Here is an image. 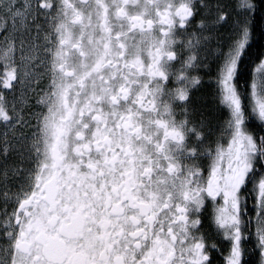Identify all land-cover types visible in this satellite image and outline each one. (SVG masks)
<instances>
[{"label":"snow or ice","instance_id":"snow-or-ice-1","mask_svg":"<svg viewBox=\"0 0 264 264\" xmlns=\"http://www.w3.org/2000/svg\"><path fill=\"white\" fill-rule=\"evenodd\" d=\"M258 10L257 0H0V264H208L191 233L205 196L221 200L226 264H244L246 221L264 264V178L254 216L244 190L264 138L245 131L235 83ZM226 24L238 35L211 50L231 116L205 174L186 146L201 139L187 102L202 77L191 71ZM252 96L264 121L255 82Z\"/></svg>","mask_w":264,"mask_h":264},{"label":"flooded vegetation","instance_id":"flooded-vegetation-1","mask_svg":"<svg viewBox=\"0 0 264 264\" xmlns=\"http://www.w3.org/2000/svg\"><path fill=\"white\" fill-rule=\"evenodd\" d=\"M257 4L258 6L264 5V0H257ZM261 12H264V10H258L255 14L254 37L256 36L255 33L257 34L260 32L261 27L263 29L262 34L264 36V17L261 15ZM199 19L200 15L197 13L192 23L195 24V22ZM191 30V28L188 29V31ZM222 31L223 26L217 33V39L220 40V42L221 37H223V34H220ZM255 38V40L253 39V43L254 45H257L260 36ZM222 44L223 43H215L213 48L219 47L223 51ZM206 47L212 48L209 45L200 49L201 59L198 61V67L191 71L192 75L202 77L201 84L197 88L190 91L189 100L187 102V108L191 114V119L195 122V125L201 132V139L197 141L195 134L193 133L186 141L188 149L194 148L196 150L197 155L192 159L194 162L199 164L205 174L209 171L212 159L210 153H214L217 139L221 136L222 132L225 131V128L223 129V103H219L217 101L214 103L212 100V96L215 95V91L219 88V85L217 83V64L213 61V58L210 57L219 56L214 55V53L205 54L203 49ZM254 52L251 69L253 77L247 86V93L242 90L240 94L242 95L243 109L246 117L244 123L245 131L249 135L253 136L257 141H260L264 138V121H261L254 112L255 104L252 96V84L254 82L257 83V96L260 97V81L263 79L264 71H258V66L260 65L262 55H264V37L263 43L260 46H257ZM206 57H209V59L205 60ZM183 58L184 54L182 52L179 53L178 59L175 61V67L179 68L181 66ZM169 86H171V81H169ZM207 98H209V101H207ZM210 100H212V102ZM261 178H264V164L258 163L253 172L250 173V180L244 189L247 193L246 212L248 216H254L256 212V209L253 207L255 198L254 189L256 183ZM220 203V199L213 201L205 196L203 208L195 214L198 216L201 223L198 228L191 230L193 239H200L206 245L205 252L211 257L208 264H226V256L228 255L231 247L230 240L225 238L224 230L219 229L213 221L214 208ZM190 215L193 214L190 213ZM244 228L246 234V240L244 242L246 248L244 264H259L260 254L256 246L255 236L254 233L248 230L249 225L247 224V221L244 224ZM213 244L216 245L215 248L212 247Z\"/></svg>","mask_w":264,"mask_h":264},{"label":"rangeland","instance_id":"rangeland-1","mask_svg":"<svg viewBox=\"0 0 264 264\" xmlns=\"http://www.w3.org/2000/svg\"><path fill=\"white\" fill-rule=\"evenodd\" d=\"M241 15H243V14L242 13L236 14V18L239 19L241 17ZM220 34H223V37H221V42L219 40V43H223L222 44L223 45V51H226L230 42L236 37V35H238V29H236L232 24H226L223 26V31ZM215 43H216V41L213 40L210 44V47L213 48ZM212 48L206 47L205 49H203V51L205 54L206 53H213L212 51H209ZM223 51L221 52V55L223 54ZM210 58H213V61L216 62V64H218L220 62V57H210ZM208 59H209V57L205 58V60H208ZM211 95H210V97H211ZM259 95L261 98H264V75H263L262 81H260ZM220 96H221L220 88H218L215 91V95L212 96L213 102L215 103L217 101V102L221 103ZM212 100H210V101L212 102ZM230 116H231L230 110L227 108L226 105L223 104V129H224L225 121L229 120ZM12 186L15 187L14 184Z\"/></svg>","mask_w":264,"mask_h":264},{"label":"trees","instance_id":"trees-1","mask_svg":"<svg viewBox=\"0 0 264 264\" xmlns=\"http://www.w3.org/2000/svg\"><path fill=\"white\" fill-rule=\"evenodd\" d=\"M261 15L264 17V12H261ZM264 25V24H263ZM262 27L259 33H255V37H259V42H257V45H254V43L251 45L249 49V54L244 58L243 64L239 68L236 77H235V83L238 86L239 92L242 90L247 93V86L252 80L253 74H252V64H253V55H254V50L257 46H260L263 43V34H262ZM254 37V40L256 39ZM254 42V41H253ZM261 52V51H260ZM243 85V86H242ZM207 101H209V98H207ZM1 203V202H0Z\"/></svg>","mask_w":264,"mask_h":264},{"label":"bare ground","instance_id":"bare-ground-1","mask_svg":"<svg viewBox=\"0 0 264 264\" xmlns=\"http://www.w3.org/2000/svg\"><path fill=\"white\" fill-rule=\"evenodd\" d=\"M238 14V13H237Z\"/></svg>","mask_w":264,"mask_h":264}]
</instances>
